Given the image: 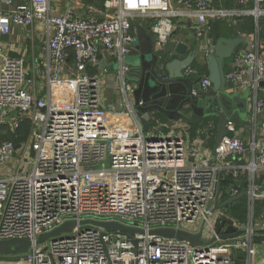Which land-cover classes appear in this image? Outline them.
<instances>
[{
	"label": "built area",
	"instance_id": "2783aa9c",
	"mask_svg": "<svg viewBox=\"0 0 264 264\" xmlns=\"http://www.w3.org/2000/svg\"><path fill=\"white\" fill-rule=\"evenodd\" d=\"M70 4L83 14L71 6L62 10L53 0H0V135L17 133L25 120L30 124L28 136L20 142L0 140V239L35 241L67 221L77 222L71 232L34 244L27 254L0 258V264H264L256 263V232L263 224L255 213H247L241 222L215 209L219 186L222 201L226 171L235 179L247 171L248 200L252 204L264 199V182L256 180L260 173L264 177V52L259 40L248 35L247 44L226 66L227 91L250 90L251 134L247 140L238 136L237 123L229 118V134L214 157L201 137L179 136L174 128L145 134L129 104L131 68L126 63V57L137 51L133 28L138 20L153 22L156 46L161 47L192 18L198 20L197 31L203 36L216 22L262 18L264 0H238L233 7L213 0H104L101 5L97 0H71ZM40 23L47 42L29 75L25 59L10 55L2 38L13 25ZM210 42L214 43L212 37ZM213 48L208 47L207 55ZM102 51L118 62L121 93L131 113L103 103ZM71 52L77 73L70 72ZM90 66L98 72H84ZM40 78L45 79L43 84ZM28 85L47 90L38 94L27 90ZM211 87L209 74L200 76L193 94ZM69 92L71 98L62 99ZM132 116L135 123L126 125ZM142 117L160 129L156 116ZM213 128L210 122L203 124L200 134L209 136ZM227 193L233 197L243 192L230 185ZM86 220L117 222L142 232L112 231L83 224ZM226 220L245 234L221 238L229 226ZM159 228L201 233L204 244L165 238L153 232Z\"/></svg>",
	"mask_w": 264,
	"mask_h": 264
},
{
	"label": "water",
	"instance_id": "95a60500",
	"mask_svg": "<svg viewBox=\"0 0 264 264\" xmlns=\"http://www.w3.org/2000/svg\"><path fill=\"white\" fill-rule=\"evenodd\" d=\"M195 21L198 23L197 19ZM135 27L136 41L134 47L138 54L134 57L137 62L132 66L136 70L131 74L137 82V87L133 93L135 96V110L137 116L141 119L143 129L145 131L149 129L147 120L142 117L145 113L157 112L172 120L182 119L184 113L189 110L207 117L210 113H213V115L218 116V128L213 150V156H216L218 144L224 136L229 134L226 125L228 119L232 117L234 104L241 108L243 117H247L250 90H247L242 96L230 94L227 91L226 79V62L240 45L247 43V36H220L214 39L213 52L207 55L208 45L205 49L203 47L200 50L196 48L190 50L186 43L178 40L179 32L177 30L173 31L161 47H157L155 35L151 29H147L139 22H135ZM197 60H201L202 63L207 65L212 87L206 92L200 91L198 94H193V89L199 79H193L185 70ZM105 66L106 63L102 60L99 67L104 68ZM261 86L264 87V82L261 83ZM140 99L143 100L142 105ZM219 103L225 105V108L221 109ZM33 155L34 151L32 149L31 156ZM219 193L220 186L216 196L215 209H222L223 213H228L227 207L246 195V192H243L220 203ZM82 223H91L112 231L142 232L140 229L117 222L86 220ZM226 223L229 226L226 233L221 235V238H232L245 234L243 229L235 230L232 221L226 220ZM76 225L77 222L75 221H67L53 231L39 235L35 241L28 237L0 239V257H16L27 254L34 244L54 240L64 233L71 232ZM221 226L222 223L220 222L218 230L221 229ZM153 232L165 238L187 241L195 246L204 244L201 233L193 234L173 228H159ZM256 233H261V230Z\"/></svg>",
	"mask_w": 264,
	"mask_h": 264
},
{
	"label": "crops",
	"instance_id": "0c3cea01",
	"mask_svg": "<svg viewBox=\"0 0 264 264\" xmlns=\"http://www.w3.org/2000/svg\"><path fill=\"white\" fill-rule=\"evenodd\" d=\"M86 1V0H85ZM216 0H213L215 3ZM218 1V0H217ZM231 5L229 7L237 6L238 0H230ZM53 3L57 6H61L62 10H64L66 7H73L76 12H80V14H83V10L80 9V7H77L75 5L70 4L71 0H53ZM101 5V4H100ZM248 6H252L251 2L247 3ZM140 20L136 21L139 22ZM141 23V22H139ZM146 24L141 23L144 27L147 29L152 30V23L144 22ZM226 27H221V30H219L220 35L224 37H240V36H251L255 37L259 40V43L261 45L262 52H264V17L262 18H255L254 16H242L238 17L235 21H226ZM198 23H196L195 19L192 18L190 20H186L184 23H182L177 30L179 32V37L178 40L181 42L186 43L190 50L191 49H204L208 45V47H212L215 42H210V37L213 38V36L217 33L216 27L212 29L208 35L203 36L200 35L197 31ZM44 24L40 23L37 24L33 27H20L17 25L12 26L11 33L9 35L3 36V42L8 48V53L12 56H19L23 57L26 61V67L29 70V75H31L32 69L35 67L36 63L35 61L39 58V56L42 54V49L46 46L47 42V35L45 32H43ZM133 32L136 34V27L134 23V28ZM210 36V37H209ZM213 44V45H212ZM247 44V43H246ZM246 44L240 45L237 49L244 47ZM236 49V50H237ZM138 52L135 51L131 55L137 56ZM129 56V55H128ZM134 56V57H135ZM231 59V58H230ZM230 59L226 62L229 64ZM104 60L106 63V66L104 68L99 67L100 69V74L102 75V81H103V88H102V94H103V103L106 105V107H113L117 106L120 107V111L124 113H131L130 107L128 106V102L125 99V97L121 93V84H120V76H119V65L118 62L115 60V57L111 56L105 51L101 52V61ZM137 60L135 59L134 62H130L127 59V64L130 66L131 70L127 73V77L129 78L128 81L131 85V89L128 91V100L129 104L132 106L135 115L138 119H140L135 110V96H134V89L137 87L135 82V79L132 76V72H134L136 69L132 68L136 64ZM70 72L72 73H77L76 70V59H75V53L71 52L70 54ZM115 63H117V70L114 69ZM196 65H199V68L201 70H206L208 71V67L206 64L202 63L201 60L195 61L189 68H187L185 71L186 73L192 77L193 79L198 78L199 79V74L197 72H188V69H195ZM227 66V64H226ZM196 70V69H195ZM84 72H98V69L95 67H89L86 71ZM209 74V71H208ZM41 83L43 84L45 79L40 78ZM118 85V88L115 89V86ZM198 85V82L195 84V87ZM114 88L113 92L116 93L114 96L109 89ZM67 89V88H66ZM27 90L29 91H37L38 94H44L47 88L44 86L42 87H32L30 85L27 86ZM58 92H62L63 89L62 87H59ZM245 92H230V94H237L238 96H242ZM262 95L264 96V89L262 90ZM61 95L56 93V97L60 98ZM71 98L70 92L64 96H62V99H69ZM142 102L143 100L140 99ZM219 106L221 109L225 108V105L222 103H219ZM234 109L232 111V118L236 121L237 127L239 129V134L241 138L247 140L251 134V126L250 122L248 120V112H247V117H243V113L241 108L237 105L234 104ZM213 109H215L213 107ZM146 114V113H145ZM151 115L156 116L159 121L158 124L161 123V127L159 130H156L152 127V123H150L147 119L149 129L150 131L155 130L156 132H168L170 129H175V132L180 136H189L190 139H194L196 137H201L203 138V143L205 146V149H208L212 153L213 156V150L215 147V137L217 134V128H218V116L213 115V113H210V115L207 116H201L199 114L193 113L191 110L188 112L184 113V116L180 120H172L169 118L164 117L163 115L153 112L149 113ZM159 114V115H158ZM215 114V113H214ZM161 115V116H160ZM131 116V115H130ZM128 121H125L126 125H133L135 123V118L132 116L131 120L128 118ZM208 120V121H206ZM215 120L217 122H215ZM141 122V119H140ZM212 123L213 124V129L210 131L209 136H205L200 134V126H202L205 123ZM196 126V132L194 137H192V132H191V125ZM143 126V125H142ZM144 130V129H143ZM145 134H148V131H145ZM237 161V160H235ZM234 161V162H235ZM242 163H245V160L241 161ZM236 163V162H235ZM238 163V162H237ZM241 176L247 177V180L249 179V173L247 171H242ZM245 174V175H244ZM263 174H259V176L256 178L258 182L262 179ZM264 179V177H263ZM264 182V180H263ZM262 182V183H263ZM248 186V184H247ZM246 191V190H245ZM246 199V211L247 213H264V205L262 204L264 202V199H256L252 204L248 200L247 195L244 196ZM230 198V197H229ZM228 198V199H229ZM226 200L220 201V203L224 202ZM263 216L261 215L260 217H257L258 220L261 222L260 218ZM262 228L261 233H258V236H260L259 241L255 240V249H256V263H262L264 261V220L261 222Z\"/></svg>",
	"mask_w": 264,
	"mask_h": 264
},
{
	"label": "trees",
	"instance_id": "16d2710c",
	"mask_svg": "<svg viewBox=\"0 0 264 264\" xmlns=\"http://www.w3.org/2000/svg\"><path fill=\"white\" fill-rule=\"evenodd\" d=\"M87 1H89V0H87ZM90 1H93V0H90ZM97 1H98L99 4H101V3L104 2V0H97ZM214 4H216V5H223L225 7H229L231 5V1L230 0H218V1L216 0ZM139 22H141L143 24H146V26H148V24L147 23H144V22L152 23L151 20H140ZM226 25H227L226 24V21L214 23L213 28L216 27V29L218 31L213 36V39H217V38H219L221 36L219 30H221V27L222 26L227 29ZM200 68H199V65H196V67H195V69L198 71L199 77L208 74V71L201 70ZM206 121H208V120H206ZM215 122H217V121L215 120ZM190 128H191V132H192V135H193L192 137H194L195 132H196V126L192 124L190 126ZM18 131L19 132L21 131V135H22V133H24V136H21L20 133L16 136V133L9 132V133H11L10 135L15 136V139H13V140L16 141V142H20L21 140L25 139V137L27 136V133L29 131V120L23 121L21 123V126L18 129ZM4 135L3 134L0 135V138L3 139V136ZM241 175L242 174H240L235 179L233 173L227 172V171L223 173V179L221 181V193H222L221 195H222V200H227L229 198V194L227 193V189H228V187L230 185L237 186L239 188V190L242 191V192H244L247 189V184H248L247 177H246L245 174H244L245 176H241ZM263 180L264 179L262 177V179L260 180V182L262 183ZM262 204L264 205V202ZM246 209L247 208H246V199H245V197L239 199L238 201L234 202L232 205H230V206L227 207L228 213L231 216H233L234 218H236L239 221H241V222H244L247 219V211H246ZM255 216L257 218V217H260L261 215L259 213H255ZM255 239L259 241L260 236L257 235ZM0 258H3V257H0Z\"/></svg>",
	"mask_w": 264,
	"mask_h": 264
},
{
	"label": "rangeland",
	"instance_id": "374dc122",
	"mask_svg": "<svg viewBox=\"0 0 264 264\" xmlns=\"http://www.w3.org/2000/svg\"><path fill=\"white\" fill-rule=\"evenodd\" d=\"M134 56H135V55H129V56H127V57H126V62H127V59H128V61H130L131 63L134 62V61H135ZM114 69L117 70V63H115V67H114ZM127 78H128V77H127ZM128 79H129V78H128ZM113 90H114V88H110V89H109V91L115 96L116 93H114ZM116 96H117V95H116ZM29 131H30V124H29ZM29 131H28V133H27V136H28V134H29ZM19 133H20V135H21V131H20V132L18 131V132L16 133V136H17ZM10 134H11V133H9V132H8V133H5V135L3 134V135H4V136H3V139L0 138V140H13V139H15V136L10 135ZM21 136H24V133H22ZM27 136H26V137H27ZM26 137H25V138H26ZM46 148H48V147H46ZM6 174H7V172H4L2 175H6ZM259 214L263 216L262 218H260V220H261V222H262V220H264V213H259ZM256 254H257V253H256Z\"/></svg>",
	"mask_w": 264,
	"mask_h": 264
}]
</instances>
